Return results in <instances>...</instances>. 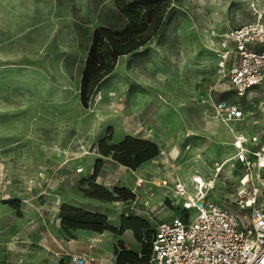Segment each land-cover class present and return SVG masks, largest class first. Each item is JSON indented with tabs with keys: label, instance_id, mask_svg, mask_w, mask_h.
<instances>
[{
	"label": "rangeland",
	"instance_id": "1",
	"mask_svg": "<svg viewBox=\"0 0 264 264\" xmlns=\"http://www.w3.org/2000/svg\"><path fill=\"white\" fill-rule=\"evenodd\" d=\"M170 5L164 28L119 56L84 106L80 77L94 29L126 23L115 0H0V264H67L69 246L105 264H114L115 250L140 252L130 229L63 226V206L104 215L116 228L122 217H138L153 231L184 214L172 191L155 184L167 176L191 187L193 172L211 200L243 212L234 208L241 168L226 160L235 152L232 132L264 142V82L242 94L232 88L225 74L235 47L226 35L264 21V0ZM209 94L239 103L242 121L214 118ZM126 135L154 141L158 155L130 169L97 152L101 138Z\"/></svg>",
	"mask_w": 264,
	"mask_h": 264
},
{
	"label": "built area",
	"instance_id": "2",
	"mask_svg": "<svg viewBox=\"0 0 264 264\" xmlns=\"http://www.w3.org/2000/svg\"><path fill=\"white\" fill-rule=\"evenodd\" d=\"M226 39L235 47V58L225 74L232 88L242 94L262 84L264 48L254 45L264 41V21L232 29ZM208 100L214 118L225 123L244 118L239 103L212 100L210 94ZM187 144L188 148L190 142ZM232 145L235 152L226 162L232 161V167L234 163L240 165L234 208L243 212L236 216L233 210L211 200L208 185L193 172L189 174L191 187L178 176L171 177L172 181L168 176L160 179L158 184L172 191L184 214L154 227L144 264H264V142L258 134L248 137L238 131L233 134ZM180 162L181 158L172 167L177 169ZM222 167L223 163L215 166V175ZM175 203L171 200L172 206ZM66 256L67 264H101L86 252H67Z\"/></svg>",
	"mask_w": 264,
	"mask_h": 264
},
{
	"label": "trees",
	"instance_id": "3",
	"mask_svg": "<svg viewBox=\"0 0 264 264\" xmlns=\"http://www.w3.org/2000/svg\"><path fill=\"white\" fill-rule=\"evenodd\" d=\"M115 4L126 23L120 29L106 26L94 29L80 77V101L84 106L99 82L113 71L117 58L138 49L158 34L164 28L165 20L173 7L170 0H115ZM97 152L102 157H111L130 169H136L144 161L157 156L159 147L150 139L126 135L117 143H109V137L101 138L97 144ZM102 163L101 158L95 161L92 177L98 174ZM116 191L125 192L119 188ZM127 196L132 194L128 192ZM61 224L97 232L109 230L116 234L130 229L135 240L141 243V251L124 248L115 250L114 264H144L148 261L153 231L144 219L122 217L120 226L116 228L106 222L104 215L63 206ZM142 229L151 234L143 238Z\"/></svg>",
	"mask_w": 264,
	"mask_h": 264
},
{
	"label": "crops",
	"instance_id": "4",
	"mask_svg": "<svg viewBox=\"0 0 264 264\" xmlns=\"http://www.w3.org/2000/svg\"><path fill=\"white\" fill-rule=\"evenodd\" d=\"M239 132H241V131H239ZM243 133V132H242ZM233 132H232V136H233ZM244 134V133H243ZM255 134H258V133H255ZM259 136H260V139H261V134H258ZM234 154V153H233ZM231 157V156H230ZM149 161H151V159H149V160H147V161H144L143 163H142V165L143 164H146L147 162H149ZM159 183V180L157 181V183L155 182V184H157L160 188L162 187L161 185H159L158 184ZM162 188H164V187H162ZM66 250V249H65ZM86 249H84L83 247H72V246H69V251L68 250H66L67 252H84ZM66 252V253H67ZM85 253V252H84ZM91 255H93V254H91ZM94 256V255H93ZM112 256V255H111ZM101 264H105V263H103L102 261H101Z\"/></svg>",
	"mask_w": 264,
	"mask_h": 264
}]
</instances>
